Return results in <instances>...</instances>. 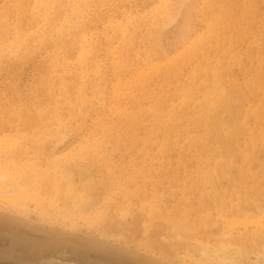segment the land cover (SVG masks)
Returning a JSON list of instances; mask_svg holds the SVG:
<instances>
[{
	"label": "rangeland",
	"instance_id": "rangeland-1",
	"mask_svg": "<svg viewBox=\"0 0 264 264\" xmlns=\"http://www.w3.org/2000/svg\"><path fill=\"white\" fill-rule=\"evenodd\" d=\"M263 34L264 0H0V251L264 264Z\"/></svg>",
	"mask_w": 264,
	"mask_h": 264
},
{
	"label": "bare ground",
	"instance_id": "bare-ground-1",
	"mask_svg": "<svg viewBox=\"0 0 264 264\" xmlns=\"http://www.w3.org/2000/svg\"><path fill=\"white\" fill-rule=\"evenodd\" d=\"M49 4V3H48ZM58 4V3H57ZM56 6V5H55ZM55 6H54V8H55ZM58 6V5H57ZM57 6H56V8H57ZM60 6V5H59ZM53 10V9H52ZM62 10V9H61ZM60 10V11H61ZM57 11V10H56ZM59 13V12H58ZM57 16V15H56ZM53 19H54V17H53ZM52 21V20H51ZM50 26V25H49ZM71 28V27H70ZM262 33V32H261ZM263 36H264V34H263ZM51 43V42H50ZM52 44V43H51ZM14 52V51H13ZM13 54V53H12ZM10 55V54H9ZM14 55V54H13ZM219 74H221V73H219ZM221 86V85H220ZM223 87V86H222ZM220 91H222V90H220ZM218 93H222V92H218ZM222 95V94H221ZM223 98L224 99V97H223V95L222 96H220L219 98ZM218 98V97H217ZM225 99H227V97L225 98ZM221 100V99H220ZM224 101V100H223ZM223 101H217L218 103H216V108L215 109H217L218 110V113H219V106L221 107V105H222V102ZM226 101V100H225ZM215 102H216V99H215ZM220 102H221V105H220ZM234 102V101H233ZM224 104V103H223ZM219 109H218V108ZM225 107V109H226V106H224ZM224 107H223V110H224ZM229 107V106H228ZM222 108V107H221ZM212 111H214V109L212 110ZM223 112H225V110L223 111ZM221 114V113H220ZM220 114H219V116H220ZM231 114V113H230ZM229 114V115H230ZM214 115H215V117H214ZM225 115V114H224ZM228 115V114H227ZM229 115L227 116V118H225L223 115L222 116H220V117H223L224 119H225V122L227 121L228 122V124H230V122H233V121H231L230 119L232 118H235L234 116L232 117V115H230L231 117L228 119V117H229ZM209 116H211V115H209ZM174 117V116H173ZM216 117H217V113L215 112H213L212 113V117H211V129H209L210 131H209V141H211L216 147H219L218 148V151H216L217 153H220L221 155L223 154V157L225 156V155H229V153L231 152L230 150H231V147H232V145L230 144V141H229V139H228V136L225 138V137H223L222 135V137L224 138V140H219L221 137L220 136H218V134H217V127H218V124H220V122L222 121V123H223V118H219V120H217L216 119ZM208 119H210V118H208ZM227 119V120H226ZM166 120V119H165ZM228 120H230V121H228ZM234 120V119H233ZM237 120V119H236ZM201 121V120H200ZM216 121V122H215ZM210 122V121H209ZM163 123H165V122H163ZM171 123H173V122H171ZM208 123V122H207ZM207 123H206V125H207ZM237 122L235 121V124H236ZM227 124V125H228ZM233 124V123H232ZM235 124H234V128H237L236 126H235ZM239 125V124H238ZM233 127V126H232ZM170 129V128H169ZM232 130V129H231ZM234 130V129H233ZM170 131V130H169ZM239 131V130H238ZM232 132V131H231ZM156 134V133H155ZM232 137V136H231ZM231 137H229V138H231ZM207 138H208V136H207ZM226 139V140H225ZM207 140V141H208ZM229 142H228V141ZM7 142V141H6ZM222 142V143H221ZM8 143V142H7ZM12 143H13V141H12ZM3 144H4V141H3ZM6 144V143H5ZM4 144V145H5ZM3 145V146H4ZM263 146V145H262ZM7 147V146H6ZM12 147V146H11ZM16 147V146H15ZM246 147V146H245ZM17 148V147H16ZM255 148V147H254ZM2 149H4V148H2ZM7 149V150H6ZM248 150V149H247ZM260 151V150H259ZM11 152H13V154H14V150H13V148L11 149V148H5L4 150H1L0 149V192H1V196L3 195V193H4V188H5V184L6 183H8V184H10L13 188H16L17 186V182L18 181H21L22 182V180L23 179H25L24 178V176H22L23 178H21V179H19V177H21L20 175H18L19 173H17V170L15 171L14 169H15V167L17 166L16 165V163L13 161L12 162V159L14 158L13 157V154L11 153ZM215 152V153H216ZM15 153L17 154L18 152H16L15 151ZM231 154H233V153H231ZM230 154V155H231ZM229 155V156H230ZM213 156V155H212ZM15 157H18V156H15ZM227 158H229L228 156H226V159ZM233 158V157H232ZM235 158V157H234ZM94 159V158H93ZM213 159V158H212ZM24 160H26V159H24ZM23 160V161H24ZM28 161V160H27ZM25 162V161H24ZM89 162V161H88ZM17 163H19V162H17ZM209 163V162H208ZM91 165H92V162L90 163ZM218 164V163H217ZM224 163H222L221 164V162H220V164H218V166H219V171H218V166L217 167H215V169L217 168V171H218V175H219V173L221 172L220 170H222V168H224V167H226L225 165H223ZM226 164V163H225ZM250 164V163H249ZM25 165V164H24ZM208 165H211L210 163L208 164ZM227 165V164H226ZM9 166H11L12 168H13V170L14 171H12L11 169V171L10 172H8V168H9ZM18 166H19V164H18ZM61 166V165H60ZM59 166V167H60ZM10 167V168H11ZM26 167V166H25ZM24 167V168H25ZM35 167V166H34ZM34 167H33V169H34ZM73 167V166H72ZM20 168V167H19ZM22 168V167H21ZM87 168V167H86ZM85 167H84V169H86ZM208 168H209V166H208ZM230 167H228V168H226L227 170L229 169ZM249 168V167H248ZM23 169V168H22ZM27 169V168H26ZM68 169V168H67ZM225 169V170H226ZM21 170V169H20ZM24 170V169H23ZM28 170V169H27ZM31 170V169H30ZM36 170V169H35ZM57 171H58V169H56ZM210 170V169H209ZM226 170V171H227ZM256 170V169H255ZM19 171V170H18ZM41 171V170H40ZM88 171V170H87ZM65 172V171H64ZM70 172V171H69ZM68 172V173H69ZM85 172V171H84ZM208 172V171H207ZM223 172V171H222ZM225 172V171H224ZM25 173V172H24ZM35 173V172H34ZM47 173V172H46ZM83 173V172H82ZM209 173V172H208ZM210 173H212V172H210ZM20 174H22V173H20ZM26 174H27V172H26ZM40 174V173H39ZM42 174V173H41ZM69 175V174H68ZM67 175V176H68ZM212 175V174H211ZM72 176V175H71ZM82 176V175H81ZM64 177V176H63ZM66 177V176H65ZM33 178V177H32ZM69 178V177H68ZM19 179V180H18ZM31 179V178H30ZM29 179V180H30ZM3 180H5L6 181V183L3 181ZM18 180V181H17ZM26 180V179H25ZM29 180H28V182H29ZM34 180H36V179H34ZM38 180V179H37ZM33 181V180H32ZM210 181V180H209ZM20 182V183H21ZM36 182V181H35ZM61 182V181H60ZM220 182V181H219ZM222 182V181H221ZM19 183V184H20ZM23 183H24V180H23ZM22 183V184H23ZM32 183L33 182H31V185H32ZM212 183H214V186H216L215 185V182H212ZM21 184V185H22ZM35 185H38L37 183H35ZM60 185V184H59ZM222 185V184H221ZM14 186H16V187H14ZM26 186H29V185H26ZM33 186V185H32ZM18 187H21L20 185L18 186ZM25 187V186H24ZM58 187V186H57ZM57 187H55V188H57ZM28 188V187H27ZM33 188L35 189V188H37V187H34L33 186ZM59 188V187H58ZM17 189H19V188H17ZM25 189V188H24ZM23 189V190H24ZM70 189V188H69ZM11 190V189H10ZM19 190H21V189H19ZM71 190H72V188H71ZM35 191H36V189H35ZM34 190H33V192L34 193H36ZM38 191V190H37ZM38 192H40V191H38ZM69 192H71L70 190H69ZM20 193H21V191H16L15 192V194H13V196H12V194H11V196L13 197V199H12V203L14 202V201H19L21 198H20ZM39 194V193H38ZM31 195H29V197H30ZM8 197H10V196H8ZM11 197V198H12ZM0 198H2V197H0ZM3 198H5V197H3ZM7 198V197H6ZM37 196L35 197V199H34V202H35V200H37V199H39V198H37ZM81 198H83V196L81 197ZM41 199H39V200H37V202L38 201H40ZM86 200V199H85ZM217 201V200H216ZM16 202V203H17ZM204 202V201H203ZM11 203V202H10ZM15 203V202H14ZM39 203V202H38ZM20 204V203H19ZM87 204V203H86ZM248 204H250V202L248 203ZM257 204H259V203H257ZM53 205V204H52ZM82 205V204H81ZM255 205V204H254ZM253 205V206H254ZM86 206V205H85ZM251 206V205H250ZM257 206V205H256ZM249 207V206H248ZM258 207H260L259 205H258ZM82 208V207H81ZM254 208L256 209L257 207H255L254 206ZM261 208V207H260ZM86 209V208H85ZM152 210V209H151ZM155 210V209H154ZM261 210V209H260ZM140 216V215H139ZM82 217V216H81ZM145 217V216H144ZM139 217H137V219H138ZM161 218V217H160ZM141 219V218H140ZM209 220V219H208ZM137 221V220H136ZM139 222H140V220H139ZM160 223V222H159ZM244 223V222H243ZM167 224V223H166ZM113 225V224H112ZM152 225V224H151ZM154 226V225H153ZM158 225H156V227H157ZM111 227V226H110ZM160 227V226H159ZM161 227H162V225H161ZM167 227H169V226H167ZM206 227V226H205ZM242 227V226H241ZM152 228V227H151ZM155 228V227H154ZM163 228V227H162ZM175 229V228H174ZM115 230V229H114ZM155 230H157V229H155ZM174 231V230H173ZM246 231V230H245ZM230 234H231V232H230ZM261 234V233H260ZM241 235V234H240ZM246 235V234H245ZM155 236V235H154ZM255 237H256V235H255ZM244 238H246V236L244 237ZM256 239V238H255ZM254 240V239H253ZM237 241V240H236ZM235 241V242H236ZM231 242H233V241H231ZM247 242V241H246ZM245 242V243H246ZM182 243V242H181ZM179 244H180V242H179ZM183 244V243H182ZM158 245V244H157ZM246 245V244H245ZM169 246V245H168ZM250 247V246H249ZM253 247H254V245H253ZM178 248H179V246H178ZM222 253H225V252H222ZM203 254V253H202ZM217 254V253H216ZM221 254V253H220ZM212 255V254H211ZM228 256V255H227ZM225 257V256H224ZM229 257V256H228ZM227 257V258H228ZM221 258V257H220ZM232 258V257H231ZM206 259H207V257H206ZM46 262L47 261H49V260H45ZM209 262V261H208ZM3 263H8L7 261H6V259H3L2 258V256L0 255V264H3ZM35 263V262H34ZM41 263V262H40ZM48 263V262H47ZM54 263H57V262H54ZM227 263V262H226ZM46 264V263H45ZM221 264V263H220Z\"/></svg>",
	"mask_w": 264,
	"mask_h": 264
},
{
	"label": "water",
	"instance_id": "water-1",
	"mask_svg": "<svg viewBox=\"0 0 264 264\" xmlns=\"http://www.w3.org/2000/svg\"><path fill=\"white\" fill-rule=\"evenodd\" d=\"M0 255L2 256L3 259H6V261L8 263L6 264H78V263H74V262H60V261H45V262H41V263H24V262H18V261H14L12 259H10L9 257H7L5 254H3L1 251H0ZM54 262H57V263H54ZM5 264V263H3Z\"/></svg>",
	"mask_w": 264,
	"mask_h": 264
}]
</instances>
